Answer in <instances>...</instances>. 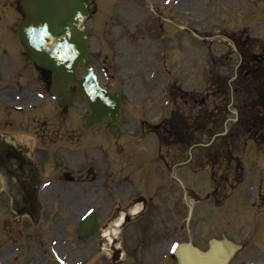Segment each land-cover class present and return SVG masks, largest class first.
Segmentation results:
<instances>
[{"label":"rangeland","instance_id":"374dc122","mask_svg":"<svg viewBox=\"0 0 264 264\" xmlns=\"http://www.w3.org/2000/svg\"><path fill=\"white\" fill-rule=\"evenodd\" d=\"M88 1L90 66L103 85L121 92L123 124L81 128L88 111L84 99L77 98L74 108L62 116L55 99L45 96L49 93L38 73L36 83L43 96L36 100L44 101L40 107L47 110L38 113L42 117L37 115L35 122L40 125L46 119L52 132L48 131V138L40 135L39 139L38 134V144L48 141L52 148L48 147L51 164L43 165L36 188L63 169L77 178L91 175L77 186L62 174L36 198L32 184L39 173L24 163L33 142L20 135L23 156L15 149L17 157H0V173L6 187L17 195L12 207L21 205L23 225L10 207L6 209L12 197L2 193L0 253L9 247L16 250L17 239L26 246L23 254L1 255L0 264L73 262L79 242L72 233V211L76 215L89 208L100 213L122 211L116 204H124L136 192L152 194L160 205L157 211H185L183 228L202 248H207L210 238L225 234L242 245L231 264H264V119L259 122L264 112L252 101L254 71L264 69V0ZM21 17L16 0H0L2 72H7V61L18 60L15 65L22 70L29 64L17 34ZM223 35L231 37L232 46ZM239 55L243 56L240 62ZM229 84L231 99L225 93ZM242 84L250 101L244 103L248 112L243 119L251 127L245 133L236 114ZM234 98L236 105H232ZM226 127L223 139L211 138ZM158 140L163 158L155 151ZM62 144L68 146L67 152L63 161L55 162L53 150ZM192 145L197 147L190 149ZM27 170L29 181L22 183L20 172ZM126 177L130 189L124 184ZM196 193L200 197L192 214L187 213L185 202Z\"/></svg>","mask_w":264,"mask_h":264},{"label":"water","instance_id":"95a60500","mask_svg":"<svg viewBox=\"0 0 264 264\" xmlns=\"http://www.w3.org/2000/svg\"><path fill=\"white\" fill-rule=\"evenodd\" d=\"M24 18L18 27V35L29 49L37 66L51 71L50 92L66 105L81 94L90 112L85 117V127L108 118L118 122L121 115L120 94L103 87L94 70L89 68L84 77L78 70L89 63V29L86 20L89 9L86 0H22ZM75 85L71 91L69 88ZM95 216L82 222L80 234L90 231ZM238 245L224 237L212 239L207 251L191 242L182 243L179 264H228Z\"/></svg>","mask_w":264,"mask_h":264},{"label":"flooded vegetation","instance_id":"af4514ba","mask_svg":"<svg viewBox=\"0 0 264 264\" xmlns=\"http://www.w3.org/2000/svg\"><path fill=\"white\" fill-rule=\"evenodd\" d=\"M6 70L0 69V119L4 120L2 126L19 129L21 104L35 97L36 67L29 62L23 70L14 65H6ZM0 144L11 148L16 142L4 138ZM117 213L114 211L108 219ZM103 227H111L107 237H100L98 225L95 234L79 241L78 258L82 264H178V254L173 253L174 244L181 238L176 211H141L128 216L117 229L111 224Z\"/></svg>","mask_w":264,"mask_h":264},{"label":"bare ground","instance_id":"6f19581e","mask_svg":"<svg viewBox=\"0 0 264 264\" xmlns=\"http://www.w3.org/2000/svg\"><path fill=\"white\" fill-rule=\"evenodd\" d=\"M43 192H44V190H43ZM136 211V210H135ZM58 240H59V236L58 237H56Z\"/></svg>","mask_w":264,"mask_h":264}]
</instances>
